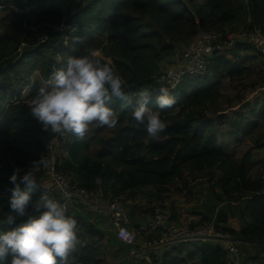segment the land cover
<instances>
[{
    "label": "trees",
    "instance_id": "obj_1",
    "mask_svg": "<svg viewBox=\"0 0 264 264\" xmlns=\"http://www.w3.org/2000/svg\"><path fill=\"white\" fill-rule=\"evenodd\" d=\"M0 4V231L12 227L4 221L10 213L6 189L12 187L9 177L13 169L27 170L32 162L43 161L44 138L52 136L32 118L27 101L68 57L86 54L85 49H89L98 51L102 62L114 66L125 81L124 91L132 104L124 110L119 101L112 105L119 112L114 128L92 125L82 140L71 135L60 137L59 170L70 183L89 192L100 190L108 197L124 192L134 196V191L149 185L166 190L174 181L186 186L185 180L194 175L211 179L216 175L207 195L214 202L201 204L200 221L185 227L194 228L208 220L204 212L211 206L216 230L247 243L253 248L247 259L264 264V181L250 176V152L236 162L224 151L214 136L213 119L204 113L212 105L217 107L224 79L239 82L238 88L244 89L264 84V73L257 82H243L254 73L248 63L259 57L264 69L262 54L245 40L237 41L228 49L213 51L201 80L193 84L194 79H186L173 92L176 103L171 108L158 109L150 97L148 107L160 111L166 124L156 139H148L145 128L135 127L131 118L138 99L135 94L142 90L154 93L162 61L173 55L177 58L176 43L185 44L204 32L220 33L221 43L227 33L237 30L249 33L258 29L264 36V0H3ZM13 4L28 5L29 11L15 14L9 8ZM62 20L76 30L51 33L45 42L37 38L40 43H36L37 32L30 26ZM242 48L253 49L257 56H237ZM13 98L16 103L11 102ZM255 114L264 120V98L259 107L245 104L236 114L217 119L229 124L228 135L239 138L257 129ZM41 169L42 164L35 176L42 175ZM42 192L46 191L37 185L32 198ZM207 199L204 196L201 201ZM163 207L170 214L169 223L173 222L170 210ZM226 212L247 220L241 228L233 229L225 225ZM23 219L18 218L17 223ZM91 228L87 225L85 229L92 236L100 233ZM153 236L151 232L148 235ZM93 246L85 243L74 262L99 264L96 257L104 253ZM160 251L161 257H153L151 264H234L230 252L210 241L181 243ZM118 264L144 263L121 257Z\"/></svg>",
    "mask_w": 264,
    "mask_h": 264
},
{
    "label": "clouds",
    "instance_id": "obj_2",
    "mask_svg": "<svg viewBox=\"0 0 264 264\" xmlns=\"http://www.w3.org/2000/svg\"><path fill=\"white\" fill-rule=\"evenodd\" d=\"M237 41L240 40L235 43ZM85 53L68 57L61 67L51 73L30 102L27 101L29 112L41 125L42 131L59 136V140L60 137L69 135L82 140L92 125L114 128L118 123L119 112L112 105L119 101L120 109L124 110L132 104L130 96L124 91L125 81L114 66L110 62H102L98 58V51L85 49ZM186 79L189 78H185L183 82ZM197 81L199 80L194 79L193 84ZM26 89L27 87L21 98L25 96ZM174 91L170 94L167 87L158 90L154 99L158 109L171 108L176 103ZM155 92L154 86V93L142 90L135 94L138 99L131 111L134 126H143L148 139L158 138L166 129L161 112L148 107L150 95L153 96ZM48 137L44 138V147ZM42 163V160L34 161L27 170L14 168L9 177L12 187L6 189V192L9 193L7 203L10 213L4 223L12 227L0 231V262L7 260L9 264H68L80 243L77 221L67 215V203L61 202L70 199L69 193H63L60 200L47 192H42L35 200L32 198L33 189L41 185V174L35 176V172L39 171ZM59 164L58 155V170ZM21 185L24 186L23 189ZM97 191L92 193L97 194ZM124 193L128 195L127 192ZM18 218L24 219L17 223ZM222 249L229 252L224 247ZM237 251L239 263L244 264L239 249Z\"/></svg>",
    "mask_w": 264,
    "mask_h": 264
},
{
    "label": "built area",
    "instance_id": "obj_3",
    "mask_svg": "<svg viewBox=\"0 0 264 264\" xmlns=\"http://www.w3.org/2000/svg\"><path fill=\"white\" fill-rule=\"evenodd\" d=\"M3 1V0H0ZM9 8L15 14H22L29 11L28 5L19 7L15 4ZM3 6L0 4V10ZM30 29L37 32L38 41H46L51 33H65L66 31H75V26L62 20L57 24H38L30 26ZM260 33V32H259ZM258 31L253 30L249 33H241L246 36L245 40L252 47L262 54L264 58V36ZM236 32L227 33L224 42L226 47H231L236 40ZM220 33L204 32L199 33L195 42L190 46L188 51L182 53L179 58H172L161 65L155 78V94L151 98L155 99L158 90L161 87H167L171 94L172 91L179 88L185 78L200 79L207 70L208 60L213 51H222ZM23 46V44H22ZM25 91H22V94ZM246 96V95H245ZM16 103L17 99H11ZM59 136H50L45 140V150L42 163L41 187L52 197L60 200L63 193L70 194V199L61 201L67 203V213L74 203L83 205L88 211L98 214L107 215L111 220L109 230L115 235L116 239L123 244L133 246L138 245L141 250L134 252L137 259L143 258V252L150 250H167L174 248L181 243H196L199 241H211L214 244L221 245L227 249L234 257V264L239 263L238 251L229 241L227 235L219 232L215 228L214 217L202 224L191 228L181 227L169 223L170 214L167 209L160 205L155 206L153 221L147 225L137 226L139 232L152 233L153 237H147L137 241L135 233L128 227L130 221L126 213V205L131 203V199L126 193H120L110 197L106 209H103L99 203V196L81 189L76 184L70 183L66 176L58 170V146ZM74 264H84L82 262ZM244 264H252L246 262Z\"/></svg>",
    "mask_w": 264,
    "mask_h": 264
},
{
    "label": "crops",
    "instance_id": "obj_4",
    "mask_svg": "<svg viewBox=\"0 0 264 264\" xmlns=\"http://www.w3.org/2000/svg\"><path fill=\"white\" fill-rule=\"evenodd\" d=\"M198 34L193 37L191 40L187 41L185 44L182 43H176L175 44V54L178 52L184 53L186 52L190 46L195 42ZM228 49L227 47L222 44V50ZM178 53V54H179ZM237 56H257L256 52L250 48V50H243V48L237 52ZM261 59L258 57L257 59L253 60L251 63H248L250 67H252L253 71L254 68L257 67V65L260 67ZM247 65V66H248ZM264 73V69L259 68V70L256 73H252L254 76H261ZM245 84H249V79H246L243 81ZM239 82H236V85H238ZM261 88L258 89H264V84L257 85ZM254 89V88H253ZM248 90H251L250 87L247 88V91L245 93H248ZM257 89L253 90L256 91ZM252 92V91H250ZM255 94L252 95V97ZM264 98V96H263ZM262 98V99H263ZM262 99L257 103L255 107H259L261 105ZM250 103H248L249 105ZM237 108H239V105H237ZM244 112H247L248 110L246 108H243ZM254 120H258L259 118L256 114L253 115ZM224 125L221 123L217 124L214 127V132L219 131V135L216 137L218 141H222L224 138L227 137H233L228 135L227 131L229 130V127L225 128ZM253 133V132H252ZM251 133V134H252ZM250 134V135H251ZM248 136H240L239 138H235L233 142L239 143V141L242 138L249 137ZM257 135L255 134L254 137ZM258 139V137L256 138ZM257 143L256 145H258ZM224 145H222V148ZM226 152V149H224ZM227 153V152H226ZM228 154V153H227ZM230 155V154H229ZM252 155V154H251ZM231 156V155H230ZM232 157V156H231ZM253 163L255 162L256 165L262 166L264 164V152L261 150L258 154V157L255 158L252 155ZM209 172L215 173L214 170H210ZM216 179V175L211 179L209 176H202L201 174L194 175L191 178H187L185 181L187 182V185L184 186L183 183L174 181L172 185L168 186L165 189H157L153 185H149L146 187H142L139 190L134 191V196H128L131 199V203L126 205L127 211L130 214V228L136 233L137 241L140 242L142 239L146 237V235L139 233L137 231V226L139 225H147L148 223H151L153 221V208L157 205H160L163 207V205L167 206V208L170 210L173 224H176L177 226H189L196 224L200 221L201 216L198 214V208L203 203H209L214 202L213 199H207V195L209 194V188L214 185V180ZM199 186H202V188H198ZM183 191L187 192V195H184ZM97 195L99 196V203L103 209H106L107 203L109 200L108 195L102 194L100 191H97ZM183 195V196H182ZM205 196L207 199V202L201 201L202 198ZM80 204L74 203L69 211L70 216L76 219L77 225H78V239L80 243L77 246L76 252L72 254V256L69 258L68 264H71L72 262L76 261V256L79 254L81 247L85 243H94V248H97L101 252L104 253V255L96 257V260L100 261L99 264H118L119 259L121 257L124 258V260H127L129 262H139L140 259H137L134 256V252L141 250L138 245H125L117 240V242L114 241V239L111 238L110 242L108 241V236L113 235L111 231H109V227L111 226V220L107 215L103 214H95L90 215V219L86 218L79 210ZM223 205H218V207ZM165 208V207H163ZM225 212V211H224ZM227 215V225L228 227H231L233 229H239L241 228L245 221L247 220L244 216L237 217L236 215H233L230 217L228 212H226ZM213 214L210 213L209 217L206 219L212 218ZM133 217H136L138 220L134 223H131L133 221ZM81 218L85 222L81 223V221L78 219ZM87 225H91L93 230H97L100 233H98L96 236H92L87 232L85 229ZM226 234V233H225ZM229 241L234 245L237 249L238 246H241L242 248L239 249L241 254L242 262L245 263L249 261L247 258V252L251 251L253 248L249 246L245 242H240L236 240L234 237L230 236L229 234H226ZM115 236L113 235V238ZM125 247H128V250L125 249ZM121 250V252H119ZM158 252H161L160 250H154V251H144L143 252V259L142 261L144 264H151L153 260V255L158 257ZM243 252V253H242ZM245 256V257H244ZM159 258V257H158Z\"/></svg>",
    "mask_w": 264,
    "mask_h": 264
},
{
    "label": "rangeland",
    "instance_id": "obj_5",
    "mask_svg": "<svg viewBox=\"0 0 264 264\" xmlns=\"http://www.w3.org/2000/svg\"><path fill=\"white\" fill-rule=\"evenodd\" d=\"M238 26L239 25H237L236 27H238ZM254 30L258 31V33L260 32L258 29H254ZM234 32L237 33V34H235L236 39L241 40V39L246 38L245 35L241 34V33H243L242 30H237ZM34 35H35L36 43H40L37 41V34L34 33ZM260 35H262V34H260ZM20 51H21V49L19 48L16 53H19ZM178 53H177V55L182 54V53L181 54L180 53L178 54ZM174 56L175 55H173L169 59H172ZM165 62L166 61H163L161 63V65H163ZM259 68L260 67L257 65V67L254 68V73L257 74V71L259 70ZM35 77L38 78L37 75H34L33 78H35ZM247 79H249V81L257 82L258 81V75L254 76L251 74L250 76L247 77ZM260 84H261V82H260ZM260 84H257V85H260ZM258 88H261V87L256 86L254 89L248 90V95L245 96V91H247V89L238 88V85H236V81H229L227 79H224L223 83H222L221 91H220L221 92L220 97H219L217 104H216L217 107H215L213 105L211 107H209L204 112L206 114V117L213 119L214 127H215L217 124H219V120L217 119V117H220L222 115H226L229 113H231L232 115L236 114L237 111L239 110L237 108V105H239V108H241L245 104L250 103L249 106L254 108L257 105L256 102L260 101L264 96V89H258ZM255 89H257V90L253 91ZM250 91H252V92H250ZM26 92H27V89H26ZM253 94H255V95L252 97ZM2 106L3 105H1L0 107H2ZM246 113H248V112H246ZM253 119H255V117ZM257 119H258L257 120L258 121L257 129L249 137L242 138L239 141V143L233 142L234 137H227V138H224L222 141H218V144L220 146L224 145L223 146L224 149H226V152L228 153V155L230 154L232 156L231 157L229 155L233 161L238 162L243 157V155L247 152H250L255 158L258 157V154L261 150L264 152V120H263V118H257ZM223 125L225 128L229 127L228 123H224ZM219 133H220L219 131H215L214 136L217 137L219 135ZM255 134L257 135L256 137H254ZM257 137H258V139H256ZM257 143H259V144L256 145ZM250 176L254 179L259 178V179H262L264 181V164L262 166L258 167L255 162L252 163L250 165ZM198 188H202V186H199ZM183 193H184V195H187V192L183 191ZM210 209H211V206H208V209L204 212V215H206L207 217H209V215H210V212H211ZM79 210L87 219L88 218L90 219L91 214L92 215L98 214V213H93V212L88 211L83 205L79 206ZM126 213H127L128 219L130 221V218H129L130 214L128 213L127 208H126ZM98 215H100V214H98ZM137 220L138 219L136 217H133V221L131 223H134ZM128 227L130 228V225ZM143 234L146 235V237H148V235H149L148 232H144ZM113 235L108 236L109 242H110L111 238L114 239L115 242H117L115 237L113 238ZM238 248L241 249L242 247L238 246ZM125 249L128 250V247H125ZM158 255L160 258L161 252H158ZM153 257H155V256L153 255Z\"/></svg>",
    "mask_w": 264,
    "mask_h": 264
}]
</instances>
